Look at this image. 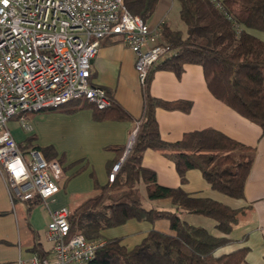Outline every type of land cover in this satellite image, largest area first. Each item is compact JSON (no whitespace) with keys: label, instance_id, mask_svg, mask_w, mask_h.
Listing matches in <instances>:
<instances>
[{"label":"trees","instance_id":"trees-1","mask_svg":"<svg viewBox=\"0 0 264 264\" xmlns=\"http://www.w3.org/2000/svg\"><path fill=\"white\" fill-rule=\"evenodd\" d=\"M122 1L131 15L140 17L146 23L160 2ZM173 1L178 5L179 20L186 27V34L161 25L159 42L168 45L173 54L153 66L141 86L143 113L133 147L115 180L95 188L92 195L71 210L69 217L71 234H81L87 240H101L103 230L131 219L148 222L166 219L170 233L152 229L130 250L121 245L119 238L107 239L88 264L245 262L248 248L215 256V250L227 244L228 239L215 237L203 227L189 225L176 213L180 210L208 217L215 222V228L220 233L228 235L238 218L245 213L244 208L232 209L208 198L193 197L181 189L160 186L154 172L144 168L141 162L144 152L152 149L171 157L181 182L185 181L188 170L197 169L213 190L232 199L243 198V187L255 149L214 130L187 133L173 143L163 141L158 133L155 110L163 108L187 112L190 104L154 98L149 93V84L154 69L179 75L184 65H199L209 92L227 107L257 124L264 133V42L251 33L253 30L264 32V0ZM110 100V106L105 109H97L90 104L97 118L104 119L111 111L119 109ZM119 112L120 118H124L125 113ZM19 147L24 153L30 149L38 150L31 148L29 141ZM139 183L144 185L149 200L167 199L176 210L144 207L137 189ZM38 201L35 198L31 204Z\"/></svg>","mask_w":264,"mask_h":264},{"label":"crops","instance_id":"crops-1","mask_svg":"<svg viewBox=\"0 0 264 264\" xmlns=\"http://www.w3.org/2000/svg\"><path fill=\"white\" fill-rule=\"evenodd\" d=\"M175 8L173 0H160L147 24L151 29L165 24L173 30H180L176 29L181 25L179 11L176 15ZM251 33L264 42V32L253 30ZM134 61V54L119 39L101 41L91 62L90 81L103 88L119 108L104 119L97 118L94 108L86 101L78 100L57 110L27 114L25 120L29 129L22 127L18 118L7 122V128L18 145L29 141L31 148H38L43 157L58 161L64 177L57 194L46 202L38 201L32 205L31 201L12 202L0 173V264H16L18 259H29L33 254L50 257L51 244L47 236L50 212L60 207L71 211L70 206H77L92 195L95 188L109 183L108 174L123 156L133 131L138 130L143 113L142 90ZM149 93L163 101L190 104L187 112L155 110L158 133L163 141L173 143L187 133L214 130L255 149L241 199H232L213 190L197 169L188 170L185 181L181 182L171 157L152 149L144 152L141 163L154 172L160 186L181 189L193 197L208 198L232 209L244 208L245 213L228 235L220 233L215 222L208 221V217L180 210L176 213L189 225L203 227L215 237L228 239L227 244L215 250V256L248 248L242 264H264V133L261 128L209 92L199 65H184L179 75L154 69ZM120 110L125 113L124 118H120ZM149 204L150 208L176 210L167 199ZM162 221L167 220L131 219L103 230L101 240L119 238L121 245L130 250L152 229L170 233L169 224Z\"/></svg>","mask_w":264,"mask_h":264},{"label":"built area","instance_id":"built-area-1","mask_svg":"<svg viewBox=\"0 0 264 264\" xmlns=\"http://www.w3.org/2000/svg\"><path fill=\"white\" fill-rule=\"evenodd\" d=\"M161 25L153 29L133 16L122 0H0V173L11 198L30 202L51 199L60 190L64 171L36 149L23 153L7 128L24 118L71 101L97 109L110 106L105 90L90 81L91 62L101 41L117 38L135 56L134 69L144 85L149 70L173 54L160 44ZM137 129L109 174L112 183L134 144ZM71 211L50 212L47 236L50 257L33 254L16 264H88L105 241L71 234Z\"/></svg>","mask_w":264,"mask_h":264},{"label":"rangeland","instance_id":"rangeland-1","mask_svg":"<svg viewBox=\"0 0 264 264\" xmlns=\"http://www.w3.org/2000/svg\"><path fill=\"white\" fill-rule=\"evenodd\" d=\"M175 5H176V8H175L176 15H178L179 8H178L177 3H175ZM172 14H174V13H172ZM177 21H178V20H177ZM178 22H179V24L181 25V27H180V28H176V29H180V30L183 31V34H186V27L184 26L183 23H181L180 20H179ZM105 92H106V91H105ZM106 94H107V93H106ZM108 97H109V96H108ZM26 116H27V115H25L24 118H26ZM16 118H18V117H16ZM132 147H133V145H132ZM130 151H131V150H130ZM22 152H23V151H22ZM23 153H24V152H23ZM129 153H130V152H129ZM137 189H138V191H139V193H140V195H141L143 206L146 207V208H150V204H149V202H151V200H149L148 197H147V194H146V191H145L144 185H143L142 183H139L138 186H137ZM69 208H70V209H73L74 206L72 205V206H70ZM169 211H174V209H173V210H169ZM181 212H183V211H181ZM183 213H184V212H183ZM207 220L210 221V222L213 221V220L210 219V218H207ZM162 222H164L165 224H168L167 221H162ZM206 222H207V221H206ZM204 223H205V222H204ZM169 232H170V230H169Z\"/></svg>","mask_w":264,"mask_h":264}]
</instances>
